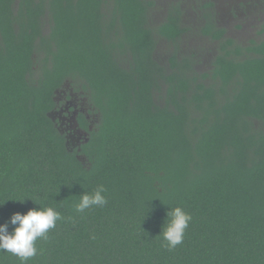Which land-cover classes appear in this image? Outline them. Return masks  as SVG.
Wrapping results in <instances>:
<instances>
[{
    "label": "trees",
    "instance_id": "16d2710c",
    "mask_svg": "<svg viewBox=\"0 0 264 264\" xmlns=\"http://www.w3.org/2000/svg\"><path fill=\"white\" fill-rule=\"evenodd\" d=\"M195 1L190 25L177 2L155 23L154 0H0V223L62 216L26 264H264V20L242 44ZM194 35L217 46L203 71ZM67 87L79 150L49 115ZM98 185L107 203L77 212ZM178 206L191 220L168 249Z\"/></svg>",
    "mask_w": 264,
    "mask_h": 264
},
{
    "label": "clouds",
    "instance_id": "9594fccd",
    "mask_svg": "<svg viewBox=\"0 0 264 264\" xmlns=\"http://www.w3.org/2000/svg\"><path fill=\"white\" fill-rule=\"evenodd\" d=\"M104 192L103 185H98L90 194L84 192L80 195L76 211L84 212L92 206L105 205L107 200ZM24 200L16 201L23 203ZM5 202H0V206ZM167 215L170 216V220L166 226H162V236L166 242L163 246L172 249L183 242L191 216L179 206L171 209ZM61 219V214L52 207L39 206L30 208L23 214L12 213L7 221L0 223V251L11 253L19 258L21 264H26L30 258L37 255L35 246L37 239L46 240L49 230L55 228L56 222ZM9 225L13 226L11 231Z\"/></svg>",
    "mask_w": 264,
    "mask_h": 264
},
{
    "label": "rangeland",
    "instance_id": "374dc122",
    "mask_svg": "<svg viewBox=\"0 0 264 264\" xmlns=\"http://www.w3.org/2000/svg\"><path fill=\"white\" fill-rule=\"evenodd\" d=\"M156 6L153 8V22L160 21L172 3L181 4L185 13V22L188 24L198 23L197 15L194 11L198 7L195 0H154ZM215 4V18L217 22L226 29V35L237 42L246 44L251 39L260 40L261 35L258 30L264 20V0H209ZM46 29L49 21L45 16ZM183 50H190L199 56L197 69L203 71L210 67V61L216 52V43L203 39L196 35L187 37L182 42ZM169 45L160 42L157 55L165 57ZM78 96V95H77ZM79 97V96H78ZM80 99V98H79Z\"/></svg>",
    "mask_w": 264,
    "mask_h": 264
},
{
    "label": "flooded vegetation",
    "instance_id": "af4514ba",
    "mask_svg": "<svg viewBox=\"0 0 264 264\" xmlns=\"http://www.w3.org/2000/svg\"><path fill=\"white\" fill-rule=\"evenodd\" d=\"M56 93L58 95L56 97L57 106L49 115L55 122V126L65 136L67 145L71 146V150L76 148L79 150V146L86 136V132L79 127L76 120L80 110H83V102L68 87L56 91Z\"/></svg>",
    "mask_w": 264,
    "mask_h": 264
},
{
    "label": "water",
    "instance_id": "95a60500",
    "mask_svg": "<svg viewBox=\"0 0 264 264\" xmlns=\"http://www.w3.org/2000/svg\"><path fill=\"white\" fill-rule=\"evenodd\" d=\"M74 119H75V118H74ZM66 144H67V142H66ZM78 158H79L80 160H83V159H82L81 157H79V156H78Z\"/></svg>",
    "mask_w": 264,
    "mask_h": 264
}]
</instances>
